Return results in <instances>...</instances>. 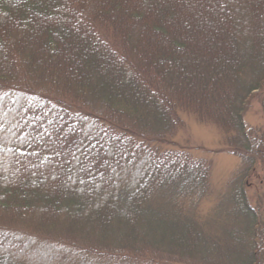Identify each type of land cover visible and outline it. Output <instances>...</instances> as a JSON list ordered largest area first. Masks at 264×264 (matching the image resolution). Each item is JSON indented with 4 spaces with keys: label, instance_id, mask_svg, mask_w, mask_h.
<instances>
[{
    "label": "trees",
    "instance_id": "trees-1",
    "mask_svg": "<svg viewBox=\"0 0 264 264\" xmlns=\"http://www.w3.org/2000/svg\"><path fill=\"white\" fill-rule=\"evenodd\" d=\"M248 25L257 26L253 35ZM4 95L9 102L4 107L0 100V154H11V167L26 168L0 171V216L33 218L37 209L55 207L74 213L85 207L82 194L95 193L103 181L109 193L134 204L125 211L135 222L142 216L136 223L141 232L150 216L163 225L162 233L172 226L171 234L185 235L189 244L213 241L211 249L228 258L236 246L237 255L223 264H264V211L249 202L245 178L254 167L264 174V128L245 119L254 99L264 116V0H0ZM17 98L27 106L23 121ZM186 114L219 127L243 164L241 184L236 179L234 185L238 208L226 207L233 226L222 238L204 235L197 216L186 210L212 188L209 163L169 147L185 130ZM88 129L95 135L91 146L99 147L84 167L76 166L71 159L86 149L81 131ZM132 168L136 176L123 187L118 176L127 181ZM104 202L107 219L111 208ZM42 216L40 232L51 221ZM3 220L0 264H46L30 253L33 239L22 240ZM157 229L153 236L143 232L148 243L139 248L121 238L102 250L65 230L46 244L64 264H219L207 255L191 260L176 254L171 243L168 250L158 248L168 242L154 238Z\"/></svg>",
    "mask_w": 264,
    "mask_h": 264
},
{
    "label": "rangeland",
    "instance_id": "rangeland-1",
    "mask_svg": "<svg viewBox=\"0 0 264 264\" xmlns=\"http://www.w3.org/2000/svg\"><path fill=\"white\" fill-rule=\"evenodd\" d=\"M256 27L257 26L253 27L252 25H248L245 30L250 33V35H253ZM253 53H256V51L252 52V56L250 57L252 60L255 58V54ZM14 85L15 81H12L11 86ZM183 117L185 120V130H182L178 133L174 139L175 144L171 143L169 147L172 149H184L182 152L192 156L194 160H202L206 163H209L211 166V174L208 181L212 187L211 192L207 194V196H204L191 204H188L189 202L186 203L188 206L186 210L197 216L202 230L208 233L204 235L207 237L210 236L213 239L217 235L222 238L224 233L227 232L231 226H233V223L230 221L231 213L226 207L230 206L231 210L238 208V203H236L235 197L240 193L239 190L236 191L234 189V185L236 179V182H238L239 185L241 184V170L243 169V164L239 156L228 149L226 144L227 135H225V133L219 127L214 124L200 122L195 116L191 114H186ZM246 121L253 127L264 128L262 106L260 102H257L255 99L253 100L252 106L246 114ZM13 123V121L8 120V122L5 124L12 125ZM12 160L13 157L11 154L8 156L0 154V171H4L6 173L11 172L10 170ZM11 174L12 173H10V175ZM44 174L45 173H42L41 176H38V178L41 179L42 176H45ZM127 174V181H123L124 179H122L121 176H118V179L121 181V183H124L122 185L123 187L126 186L127 182H131L133 178H135V168H132ZM239 177L240 180H238ZM245 178L247 179L246 195L248 196L249 202L255 208L259 209L260 211H264V174L261 172L260 167H254V169ZM101 182H99V188L95 193L91 194L86 192L87 194H82V200H84L86 203L85 207L80 208V205H78V209L76 208L74 213L71 210H63L62 208L60 209L59 207H55L47 211L37 209V211L33 212V218L31 216L28 218V216L26 217L25 215H16V218H14L12 215L6 212L1 214L0 220L4 219L3 222L7 221L8 226L10 224H14V228L19 231V234L21 235L20 238L22 240L28 241V239L32 238L34 244L31 245L33 250L30 253L35 254V257L38 260L45 262L46 264H64L62 263V257L60 258L58 256V258H54V252L49 249V244H46L48 243L47 239L55 238L56 233L63 232L64 230L69 232V234H73L71 238L74 237V239L78 240L89 239L95 243V248L109 250L110 248L115 247V243L118 241L117 239L121 238H124V240L128 241L129 245H136V247L139 248V244H142V247H145L147 246L146 242L148 243V240L146 234L143 232L146 231L150 236H153L152 231L158 227L159 229H157L154 238L161 239L162 237H165L168 242L166 245L157 243L158 248L168 250V245L170 243L172 245L174 244V248L177 249L175 250L176 254H179V252L185 254V257H189L191 260L192 258H195V256H200L199 258L203 260V255H207L214 259V262L223 264V260H229L230 257L233 258L235 255H237L238 249L236 246L230 247L231 251L228 258L227 255H223V252L218 254L215 252L217 250L211 249L213 247L210 245V242L213 241H210L209 243L199 242L195 244H189L186 241L187 237L183 234L182 240H180L179 238H176V235L171 234V231L173 230L172 226L168 227L166 231L162 233V231L159 230L161 228L164 230L163 225L159 222V220L153 219V217L150 216H148L149 221L147 223L140 224L144 230L141 232L139 225L136 223L142 219V216L141 218L139 217V219L135 222L131 216V213L129 211H125L126 208L133 207L134 204L127 203L126 200L124 201V195L120 192L119 195L118 193L116 195L115 193H109L110 191L107 189L108 186L105 185L107 182ZM239 187L240 186H238V188ZM96 195L98 198L97 200H99L97 203ZM87 196L90 200L89 202H87ZM39 197V195H36V197L31 196L33 199H39ZM102 197L107 199L102 200ZM102 201H105L103 204L108 203V206H106L107 208H111V211L106 214L107 219L102 214ZM91 202H93L92 208H90ZM110 204L112 205L111 207ZM31 205H34V201L31 202ZM131 212H134V210ZM105 213L106 210L104 211V214ZM42 215H49V220L51 221L46 224L48 229H44L40 232V229L37 228V226L40 227V224L43 223L44 218ZM132 215H134V213H132ZM24 218L28 219L25 220ZM125 218L129 222H126ZM54 224L55 226L53 228ZM33 226H36L37 229H32ZM50 234L52 236L49 237ZM167 234H169V239L172 236V239L169 241L166 237ZM133 237L140 238L133 240ZM45 244L47 247H38V245ZM154 245L156 244L153 243V249H155ZM65 246L68 245L65 244ZM73 249H75V247H73ZM160 252L163 254L170 253L166 252V250H161ZM26 255L28 254L22 255L24 256L22 258L25 259V257H27ZM23 261L26 262V260ZM67 264L74 263L69 262Z\"/></svg>",
    "mask_w": 264,
    "mask_h": 264
},
{
    "label": "bare ground",
    "instance_id": "bare-ground-1",
    "mask_svg": "<svg viewBox=\"0 0 264 264\" xmlns=\"http://www.w3.org/2000/svg\"><path fill=\"white\" fill-rule=\"evenodd\" d=\"M0 100L2 101L3 106L6 107L8 102H9L8 97L4 95L0 98ZM16 100L18 101V104L14 105V106H15V108H18V107H20L22 100L20 98H17ZM26 108H27V106H23V105L20 107V113L17 116V118H20L19 119L20 121L21 120L23 121V117H25L24 115H26V110H25ZM76 129H77L76 130L77 133H78V131L80 132V130H81L80 127L79 128L76 127ZM81 134H82L81 135V138H82L81 141L86 146L85 147L86 149L82 152V154H78V155L74 154L73 159H71V160L73 161V163L77 160L76 166L84 167L85 163L87 162L88 157L90 158L91 154L94 152V149L97 150L99 146L97 148H94L91 146L93 143L92 138L95 137V135L91 133L90 129L81 131ZM32 156H33V154H31L30 158H32ZM19 157L20 158H23V157L26 158L25 155H22V157L21 156H19ZM13 161L14 160H12L11 163ZM23 168H26V165H23L19 168H16L15 165H12L10 171L11 172H15V171L20 172L23 170ZM80 189H84V188H80ZM7 236L8 237H11V236L16 237V234H14L12 232H8Z\"/></svg>",
    "mask_w": 264,
    "mask_h": 264
}]
</instances>
